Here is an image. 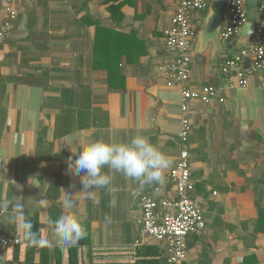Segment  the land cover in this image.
<instances>
[{"label": "crops", "instance_id": "0c3cea01", "mask_svg": "<svg viewBox=\"0 0 264 264\" xmlns=\"http://www.w3.org/2000/svg\"><path fill=\"white\" fill-rule=\"evenodd\" d=\"M110 5L105 0H22L12 31L0 40V201L7 208L0 225L14 231L27 250L0 247V264H18L13 259L24 257L27 264H264V90L259 75H248L245 86L230 87L227 72L219 73L220 52L212 43L204 48L198 34L208 6L192 17L197 37L190 80L169 86L160 67L174 55L166 52L163 30L176 0H124L113 10ZM5 8L6 0H0V25ZM97 26L109 30L107 44L115 49L99 54V67L96 48L102 42L103 50L105 41L96 44ZM221 40L233 49L229 59L243 50L234 37ZM246 54L250 61L252 50ZM204 85L215 86L220 95L210 103H189L192 130L186 146L191 194L202 206L206 227L188 235L187 259L172 263L165 244L142 231L140 198L148 194L160 202L175 196L170 171L182 148V90ZM82 132L89 140L117 141L144 134L174 163L163 183L143 190L115 174V207H109L103 189L91 201L80 191V176L69 171ZM65 196L86 217L83 244L54 241L53 221L64 211ZM10 212L16 215L14 225L8 223ZM25 223L50 243L30 245Z\"/></svg>", "mask_w": 264, "mask_h": 264}, {"label": "built area", "instance_id": "2783aa9c", "mask_svg": "<svg viewBox=\"0 0 264 264\" xmlns=\"http://www.w3.org/2000/svg\"><path fill=\"white\" fill-rule=\"evenodd\" d=\"M21 1L6 0L7 16L3 21V28L6 31L0 33V40L6 37V32L17 20L19 15L17 5ZM176 2L177 7L170 24L163 30L166 52L174 55L160 67L168 76L169 86L186 84L190 80L193 45L197 37V29L192 24V17L194 13L207 9L210 0H176ZM223 14L225 21L220 36L224 40H230L249 21L247 0H225ZM246 51V49L241 50L227 61L224 68V72H227V83L230 87L235 84L245 86L248 83V75L258 74L264 90V0L259 5L255 41L252 46L253 58L250 61L245 58ZM217 95L218 90L213 85L183 88L181 103L183 117L179 130L182 148L176 166L170 171L176 194L160 202L148 194H143L140 198L142 231L165 244L168 260L172 263H180L187 259L188 235L202 232L206 227L202 206L191 194L193 183L190 152L186 146L192 130L191 118L188 115L189 103L196 100L210 103ZM6 213L7 208L0 207V221ZM21 243L22 239L15 232L5 231L0 225V247Z\"/></svg>", "mask_w": 264, "mask_h": 264}, {"label": "clouds", "instance_id": "9594fccd", "mask_svg": "<svg viewBox=\"0 0 264 264\" xmlns=\"http://www.w3.org/2000/svg\"><path fill=\"white\" fill-rule=\"evenodd\" d=\"M72 151L76 158L69 164V171L80 176V191L87 194V199L95 201L96 190L103 189L110 197L109 207H115L117 203L113 187L115 174L135 181L138 190H143L145 186L163 183L166 171L174 163V159L153 144L148 136L139 133L125 141H117L112 138L89 140L82 132L79 148ZM30 183L39 187L31 180ZM138 190L133 191V196L138 194ZM38 203L43 205L44 202L41 200ZM4 206L0 201V207ZM19 206H23L20 201ZM62 208L64 211L53 221L54 241L60 246H75L88 236L86 217L76 211V202L71 196L62 199ZM7 219L14 225L15 213L10 212ZM105 221L111 222V217L106 215ZM23 227L24 238L30 245L45 246L50 243L32 230L31 223H25Z\"/></svg>", "mask_w": 264, "mask_h": 264}, {"label": "water", "instance_id": "95a60500", "mask_svg": "<svg viewBox=\"0 0 264 264\" xmlns=\"http://www.w3.org/2000/svg\"><path fill=\"white\" fill-rule=\"evenodd\" d=\"M224 5L225 0L210 1L207 19L198 32L204 48L212 43L214 52H220L218 71L221 75L224 73L226 63L229 60L230 55L233 53V49L226 47L220 38L223 25L222 19ZM247 11L249 21L242 26L241 30L236 34L234 39L244 45L243 49L251 51L253 42L255 41L256 20L259 13V0H247ZM218 95L220 94L218 93Z\"/></svg>", "mask_w": 264, "mask_h": 264}, {"label": "trees", "instance_id": "16d2710c", "mask_svg": "<svg viewBox=\"0 0 264 264\" xmlns=\"http://www.w3.org/2000/svg\"><path fill=\"white\" fill-rule=\"evenodd\" d=\"M88 1L89 0H85V2H88ZM105 2L106 3H111V5H110L111 10H113V9H120L123 6V4H124V0H105ZM117 2H119V3L118 4H115ZM13 27H14V25H13ZM13 27L6 32V35L10 34V32L13 29ZM5 31L6 30L3 28V22H1V25H0V33L1 32H5ZM95 36H96L95 37L96 44H98V42H100L102 38H103V41H105V46H104L103 50L101 48L102 42L99 43L98 46H97V48H96V53L97 54L95 56V62H96V66L99 67L98 66V63H99L98 56H99V54L100 53L101 54L114 53L115 52V49L113 47L108 46V44H107V40L110 37L109 30L107 28H103V27L97 26V30H96V35ZM108 63H110V62H108ZM107 68L109 70H111V67L109 65H108ZM83 242H84V240L82 239V240L79 241V244H83ZM25 246L24 245H20V244L17 245V246H14V247L11 248V252L20 251V252H22V254H26V251L27 250H26V247ZM88 256L91 257V255H89V254H88ZM13 260H15L18 264H27V262H28L27 259H25V257H24L23 260L20 259V258H16V259H13Z\"/></svg>", "mask_w": 264, "mask_h": 264}, {"label": "rangeland", "instance_id": "374dc122", "mask_svg": "<svg viewBox=\"0 0 264 264\" xmlns=\"http://www.w3.org/2000/svg\"><path fill=\"white\" fill-rule=\"evenodd\" d=\"M262 1V0H261ZM261 2H260V0H259V4H260Z\"/></svg>", "mask_w": 264, "mask_h": 264}]
</instances>
